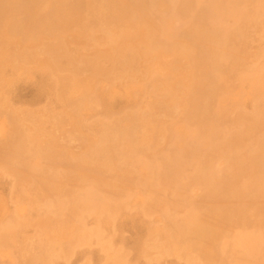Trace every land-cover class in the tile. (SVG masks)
<instances>
[{
  "label": "rangeland",
  "instance_id": "1",
  "mask_svg": "<svg viewBox=\"0 0 264 264\" xmlns=\"http://www.w3.org/2000/svg\"><path fill=\"white\" fill-rule=\"evenodd\" d=\"M117 1L119 3L114 0H0V264H264V77H259L264 71V8L261 7V3L264 0H230V2L229 0H225L223 3L221 2L222 0H209L207 2L206 0H202L203 5L206 2L204 6L205 9L208 8V10L206 9V14H208V16L206 15L207 19L205 18L207 23H205V21L204 24L202 23V25L207 24V31L214 22H216V24H214L215 28L217 27V23L218 25L222 23L220 24L221 28L219 35H215L214 32L216 31H213L214 35H212L213 37L220 36L219 38L221 41H219V43L217 40L218 38L210 39V36L209 38L204 37L205 39L201 38L199 39L200 41H196L197 36H193L195 37V41L193 37V39L189 38L192 35H197V31H200L203 27L201 26V21L203 22L205 13L202 14L204 17L201 16L200 18L201 12L199 11H201L202 9L200 8L203 7L201 5V0H190L189 4H191L193 10L189 9L190 5L188 8V4H185L189 0H183L184 2L180 0L181 4L183 3L182 5H186L185 7H187V10L189 9L188 11L190 12L188 16L186 15L188 11L183 9L184 6L178 2L179 0H174L173 2L165 0L166 3L164 0H153L157 3V5L155 4L156 7H160H155L154 9L149 6V8H151V11L152 9L155 10V15L162 11L161 18H165L163 20L159 18L160 14L157 15V18L154 17L155 20H153V16L150 15L154 14H151L150 10L148 14L145 13L146 16L144 13L143 15H141L142 13L139 14V12L136 15L137 8L134 5L135 3H133L135 0H122L123 5L122 1ZM129 1H131V3ZM149 1L150 0L145 3V6ZM175 1H177L182 8H179V5ZM109 2H111L113 6ZM159 2L165 3L163 5H166L165 9L162 8L163 6L160 5ZM169 2L173 3V5L171 3L169 4ZM193 2H196L194 8ZM124 3L125 5L127 4V9L123 8V6L125 7ZM129 3H133L131 8L130 5L128 7ZM262 4L264 7V2ZM121 5L122 9L126 10L118 8L121 7ZM170 5L172 8H170ZM207 5L210 6V8ZM222 6H225V9H227L226 11H224L225 9L223 10L225 14L222 12L224 8ZM108 7H110V9ZM167 7H169L170 15L168 14ZM176 7L177 10L179 9L178 12L175 10ZM197 7H200V10ZM116 8H118L117 11L119 13L122 11L121 14L123 15L129 14V17L127 15L122 16L121 14L118 16V12H115ZM259 8L262 9L261 12ZM108 9L109 11H107ZM113 9H115L114 12ZM182 9L186 10L185 16L183 15L184 12L181 13L180 11ZM130 10H133V12L135 11L134 15ZM123 11H126V13L124 14ZM173 11L178 14H172ZM197 11L200 14L199 17L195 18L194 16L198 15ZM163 12H167L166 15ZM180 13L184 17L180 16ZM109 14L111 16L113 15V19L114 16L116 17L115 21L111 20L112 17H109ZM104 15L105 17H103ZM130 15L133 16V21H130L132 18ZM147 15L150 17L148 18ZM167 15L171 18V22L174 21L172 19H179L178 23L176 22L177 20L174 21L176 25H173V22L170 23V18L168 19ZM107 16L109 18H107ZM120 16H122L121 19H119ZM135 16H137V19ZM142 16L145 19L148 18L149 21L144 19L147 22H143V27L141 21L143 19ZM186 16L192 18V20L199 18L200 22L194 20L195 24H192L194 21L191 23L192 20L190 18L185 19ZM117 18L119 19V23ZM102 19L106 20V22ZM126 19L128 21H126ZM121 20H123V22L125 20V22L121 23ZM160 20H162V22L165 20L166 24L163 23L164 28L166 26L165 29L162 27ZM154 21L155 23L160 22V24L157 23L159 26H157V24L154 26L155 23L150 24V22ZM126 22H129L128 25L130 22L132 23L129 25L130 28L135 25V32L133 28L129 29ZM168 22L171 25L168 24ZM179 22L180 24L183 22L181 24L182 29L178 27ZM198 22L201 27L197 25ZM105 23L107 24L106 26H104ZM145 23H149L151 29L157 27L158 30L159 28V31H155L153 28V31H155L153 32V35H155L154 38L156 37V33L158 34L155 39L153 37L149 38L152 32L151 35L146 38L145 35L147 33L145 32H148L150 28L148 25L146 29L145 25L147 26V24ZM234 23L236 24L234 25ZM112 24L117 25H113L112 28H110ZM118 24L123 25L119 27ZM167 24L172 27L170 28ZM100 25L101 28L104 26L102 30ZM125 25H127V27ZM226 25L227 29H225ZM173 26H177V30H175ZM195 26L196 28L198 26L200 29L196 30ZM168 27L171 29L169 30L171 33H173V31L176 32H174L173 36L171 34L170 38L173 39L170 41L171 43L167 44L166 41L170 36L167 29ZM189 27L192 29H187ZM127 28V32L130 35L129 39V35L126 32ZM141 28L143 31L145 29V31L143 32ZM222 28L225 30H221ZM230 28H232V30ZM183 29L186 30L182 31ZM205 30L204 27V31ZM216 30L217 32L219 31L217 28ZM101 31L103 32L102 34ZM104 31L108 33L106 34ZM162 31H166L168 34ZM204 31L203 29V33L200 31L202 36H204ZM118 32L121 33V35ZM225 32L226 37H224ZM229 32L233 34L231 33V36H228V34H230ZM160 33L167 35L168 39L166 36H159ZM178 33L183 34L179 35ZM190 33L191 35L186 37V35ZM86 34L89 35V37ZM105 34L107 36L110 35L109 38ZM149 34L150 32H148V35ZM46 36L48 38H46ZM158 37L159 39H157ZM148 38L154 39L152 40L155 42V45L153 43L154 49L157 50V48L160 47L163 51H161L160 48L161 52L158 50H151L150 52V50L146 49L152 42L149 40V43ZM176 38L177 40H174ZM113 39L114 42L116 41L115 43ZM206 39H209V42L215 39L217 40V44L215 43L216 41L209 44ZM136 40L137 42L140 41V43L138 44ZM146 40L148 42H145ZM201 40L206 41L202 43ZM224 40L225 42H223ZM222 42L223 44H221ZM68 43L71 44L68 45ZM117 43L120 45L119 47ZM128 43L131 45H128ZM145 43L148 46H143ZM193 43L194 46H192ZM175 44L176 47H172V45ZM186 44H188V49H185L187 47ZM199 44L203 47H200ZM156 45L157 48L155 47ZM182 46L185 47L183 48ZM195 46H197L196 50L194 49ZM165 47L167 49H165ZM209 47L215 48L210 49ZM149 48L151 49L152 45ZM170 48H173V50ZM190 48L191 50H189ZM127 49L129 51H127ZM146 50L150 52H148L149 56L147 52H145ZM130 51L135 57L132 56L133 54H131ZM167 51L170 53L175 52L173 54L169 53V56ZM125 52H129L128 55ZM166 52L169 57L165 54ZM189 52L191 56L189 54L187 57L186 54ZM145 53L147 56L144 55ZM176 53L178 55H176ZM159 54H161V58H159ZM163 54L165 55L163 56ZM261 54L263 55L261 56ZM129 55H131L129 57V60H131L128 63L124 60H126ZM195 55L197 56L196 59L199 58L197 60L198 65L196 64L197 67H193V65H195L193 64L195 62ZM192 56L195 57L190 59ZM205 56L210 59L208 64L211 62L212 66L206 65L207 59L202 58ZM49 57L51 59H49ZM153 57L155 58L152 59ZM123 58L125 63L121 61ZM117 59H121L119 62L122 65H119L120 63L118 64ZM133 59H135L134 61L136 63L139 62L138 66L132 61ZM160 59L166 64L165 65L163 62L160 63L161 65L163 64L164 67L157 64V61H155H160ZM189 59L191 60L190 63L188 62ZM86 61H88V63L90 62V64L95 61L97 67L95 64H92L93 73L90 72L92 69L91 65L89 66ZM102 61H104V63ZM116 61L117 63L113 64ZM131 61L133 62V66L131 65L132 68L135 67L133 70H131L132 68H130L131 66L129 65L130 63L132 64ZM199 61H205L206 64L202 62V66H199ZM83 63L84 65L82 66ZM85 63H87V66ZM142 63L145 64L142 65ZM167 63L168 66L170 65L169 67ZM78 64L81 65L83 71L80 70L81 67H76ZM116 64H118V66ZM134 64L138 67L136 71V66H134ZM155 64L157 65L155 66ZM189 64H191V67ZM217 64L218 67H216ZM123 65H125L124 67H127L128 70L127 68L124 69V67H121L123 69V72H121L120 66ZM54 66H56V69ZM88 66L90 70L86 72L85 69H88ZM213 66L216 67L214 72L212 71L214 69ZM18 67L19 70L17 69ZM44 67L48 70H45ZM83 67L85 69H83ZM157 67L159 69H157ZM205 67L207 68L205 69ZM211 67L213 68L212 70H210ZM96 68L97 70H95ZM115 68H118V70L120 69V71ZM152 68H154V70ZM162 68L172 69L166 72V70L162 71ZM194 68L197 71H195ZM260 68L262 69L257 70ZM110 69H113V71H110ZM182 69L183 72L180 71ZM103 71H105V73ZM158 71L160 72L158 73ZM172 71H174V73ZM200 71H202V73ZM111 72L114 74V77L110 74ZM140 72L141 76L138 74ZM149 72L150 74L153 73L152 75L149 74L152 78L147 74ZM103 73L105 74L104 76ZM119 73L125 75L121 77L122 75ZM134 73H136L137 76H133L136 75ZM164 73L169 75V77H165L167 75ZM196 73L197 75H195ZM199 73L203 74L201 75V80L204 82L199 80ZM88 74H90V76H88ZM107 74H110V76H107ZM160 74H164V79ZM193 74L195 75L193 78L197 81L191 78L194 76ZM116 75L117 79L115 78ZM170 75L171 77H176L171 78V83H166L170 79ZM96 76L97 78L99 77V80ZM157 77H159L158 79L161 81L157 79L155 83L153 80H156L155 78ZM177 77L179 78L177 79ZM119 78H121V83L119 82ZM143 78H145V80ZM244 79L253 81L251 83H254L257 79L258 81L261 79V82H263L259 83L260 81H256L255 85V83L251 84L248 81L244 82ZM146 80H148V82ZM102 81L106 82L107 85L105 83L104 85ZM130 81H139V83H131ZM199 82H202V84ZM111 83L114 84L115 88ZM141 83H145L144 85L146 86ZM110 84L114 89L109 86ZM149 84H153L154 88L152 85L151 87L154 90L156 89V95L155 92H153L154 90L148 87L150 86ZM186 84H190V86ZM213 84L217 87H214L216 91H213L214 93L212 92L213 94L211 97L209 92L211 93L214 86ZM210 85H213L211 89H209ZM198 86L203 89L208 87L207 90L209 89L210 91L207 92L206 89L202 90V88L198 89ZM145 87L152 90L151 92L153 95L150 93V90H144ZM131 88L132 90H130ZM140 89H142V91ZM96 90H100V92ZM113 90H117V92H113ZM201 90L206 92H202ZM135 91L137 92L136 94ZM94 93H96V95ZM204 94H206V96L208 94V97ZM88 95H91V97ZM200 96H205L204 98H208V100ZM222 96L226 98L225 101ZM79 97L80 100H77ZM82 97L84 99L83 101L81 100ZM87 101L89 103H87ZM188 101L191 103L189 104ZM202 101H205L203 102L204 104ZM156 103L157 105L161 104V107L160 105L156 107ZM81 105L84 109L80 107ZM145 105L146 109L143 108ZM90 106H92V108ZM184 107H186L185 110ZM155 108L156 110L153 111V114L152 110ZM163 108H166L165 110L167 112L164 111L163 113ZM204 109L207 114L204 112ZM140 113V117L142 118L139 117V119L142 120H139L138 115H136ZM203 113L205 114L204 117ZM131 117L135 118L134 122ZM142 123L146 128L145 126L142 128ZM175 124H178L177 126H179V128ZM136 125H139L140 129ZM147 125L151 126L149 130ZM135 126L138 127L137 129L139 130H136ZM182 126L184 128H182ZM103 127L106 130L103 129ZM132 127L134 128L133 130H136V133L135 131L130 133V131H132L130 128ZM175 127L178 128L176 133ZM109 128H114L113 130L117 128V130H115L117 132L114 134L113 130L111 131ZM188 129L190 130L189 137H192L191 139L186 136L189 135L187 132ZM178 130L181 131L179 132ZM107 131L110 135L106 133ZM137 131H141V133L139 134ZM193 133H196V135ZM111 134H114V140L111 138L113 137ZM176 134H178V137L176 136L177 140L174 144L175 138H173V136ZM184 134H186L185 137H182ZM129 135L131 136L129 137ZM104 136L107 139L105 143L104 140L106 139ZM108 136H111L110 138L112 140L110 139V141L112 147L115 146V148L118 147V149H121V151L119 150V157L117 156L118 149L114 150V147H110V143H106L109 140ZM123 137L125 139H123ZM134 137L136 140H133ZM138 137H140L139 140ZM172 139L174 140L173 144ZM181 139L183 143L180 142ZM100 140H102L103 143ZM256 140L262 141L263 143ZM117 141H120L123 145L126 143L125 147L129 144H127L128 141L130 142V146L125 148ZM133 141L135 142L132 143ZM193 142L195 144H191ZM258 142L259 144H257ZM103 144H108L110 146L107 148ZM182 144L185 148L181 146L183 150H180L179 146ZM254 144H257V147L260 149ZM100 146H102V148L106 147L109 151H106V148L104 151ZM174 146L178 147L174 149ZM96 149L99 150L97 151ZM110 149L113 151L110 152ZM90 150L91 152L93 150L97 152L95 155H92V153H89ZM175 150L178 151L177 153L183 154L181 158H179V154V159L177 158L176 161L172 156ZM94 151L93 153H95ZM100 151H104L105 153L102 152L101 154ZM123 151H125V155L131 152L128 154L130 157L127 155L126 158L121 157L125 156L122 155L124 154ZM170 151L173 153L171 154ZM111 153L113 154L111 155ZM177 153L175 157H177ZM107 154L109 155L108 158L110 157L109 159L105 158ZM86 155L90 158L88 157L87 159ZM97 156H99L98 159H96ZM112 156L117 159L114 161ZM131 156L135 157L133 158ZM163 156L164 158L167 156L164 161ZM100 157L103 158H101V162H98ZM168 157L169 159L171 158L169 160L170 162L172 161L171 163L177 165L174 166L177 168H168L170 165L168 164ZM188 157H193L195 160H188ZM106 159L108 160L105 161ZM129 160L132 162L129 163ZM153 160L154 162L152 163ZM108 161L109 164L107 163ZM123 161H125V163L127 162L126 165ZM143 161L144 165H142ZM177 161L179 165L183 161L184 162L181 164L182 166H178ZM145 162L149 167H145ZM94 163L97 164V166L94 165ZM151 163L154 167H150L152 165ZM102 164L104 165V169L100 168ZM203 165L204 167L201 168ZM140 167L144 168V170H141L142 172L139 171ZM156 168H158L157 171ZM149 169L152 172L151 176L150 171H147ZM164 169L166 171L169 170V172H167L169 174L170 169L173 170L172 172L174 174H171L175 175L176 173L177 175L175 176L177 178L180 175L177 172L183 171L181 176L177 179L172 178V175L168 178L167 176L169 174H167ZM159 172L167 174V176L163 174L164 178L167 177L165 178L166 180L162 178V173L160 174ZM208 175L211 176V179ZM220 175L223 176L221 177ZM156 177L159 178L156 179ZM178 182L180 184H178ZM242 186L245 189H242ZM91 188H94L92 192L98 191L94 194L91 192ZM87 191L91 193H87ZM80 192L82 194L84 192L85 196H83L84 194H80ZM249 194L250 196H248ZM94 195L97 199L94 198ZM98 195H101L102 201L106 200V202H101L100 196ZM78 197H80V199ZM91 199H93V201H91ZM79 200H83L82 202L85 203ZM94 200L96 206L98 204V207H95L93 210L92 207L95 205ZM113 201H115V203ZM99 202L102 205L104 203L109 205L106 204L105 206L103 205V207ZM80 203L83 205L81 206ZM80 206L82 208L85 206L87 210L85 208L81 210L82 208ZM239 208L240 210H238ZM192 210L193 212H191ZM190 214L193 215L195 220L194 224L191 226H189L190 224L185 225V223L182 222L185 221L184 218L189 217ZM240 214L243 215V217ZM180 223L187 228V231ZM181 227L185 235L180 232ZM176 229L179 233L176 232ZM180 233L184 235L181 238ZM243 233L244 235H242ZM250 238L252 240L249 241ZM253 238L255 242H253ZM186 240L188 242H185ZM243 240L246 241L244 242ZM178 242L182 244L179 245ZM249 242H253L252 244L254 247ZM247 243H249L253 249L250 248ZM254 243L257 244V246ZM243 245L246 247H243ZM183 248L186 249L183 250ZM248 248H250V250L252 249V252H250Z\"/></svg>",
  "mask_w": 264,
  "mask_h": 264
},
{
  "label": "bare ground",
  "instance_id": "2",
  "mask_svg": "<svg viewBox=\"0 0 264 264\" xmlns=\"http://www.w3.org/2000/svg\"><path fill=\"white\" fill-rule=\"evenodd\" d=\"M114 1H116L117 3H119L117 0H114ZM120 1H122V0H120ZM123 1H124V0H123ZM123 1H122V5H123ZM154 1H155V0H154ZM154 1H153V0H150L149 3L146 4V6H147L148 4H152V5H148L147 7L145 6V3L148 2V0H135L134 2L132 1L133 3H135L134 5H135L136 8H137V11H136L137 13H135V14L137 15L138 12H139V14L142 13L141 15H143V13H144V14H145V13L148 14V11L151 9V8H149V6H151L152 8L155 9V7H156V5H157V3L154 2ZM164 1H165V0H164ZM164 1H162V2H164ZM170 1L173 2L174 0H170ZM182 1H183V0H182ZM185 1H187V0H185ZM193 1H194V0H193ZM207 1H209V0H206V2H207ZM219 1H221V0H219ZM223 1H225V0H222L221 2L223 3ZM259 1H260V0H259ZM24 2H25V1H24ZM125 2H126V1H125ZM129 2L131 3V1H129ZM175 2L177 3V1H175ZM178 2L181 4L180 0H179ZM183 2H184V1H183ZM187 2H188V3H187ZM187 2L185 3L186 5L188 4L187 7L189 8V5H190V8H189V9H190V10H193V9L191 8V7H192L191 4H189L190 0L187 1ZM206 2H205V4L203 5V2H202V0H201V5L204 7V6L206 5ZM215 2H216V1H215ZM229 2H230V0H229ZM263 2H264V1H263ZM263 2H262V3H263ZM29 3H30V2H29ZM92 3H93V2H92ZM109 3H111V2H109ZM109 3H108V4H109ZM130 3L128 4V7H129V5H130V8H131V6H132L133 3H132V4H130ZM165 3H166V1H165ZM165 3H160V2H159V4L162 5V6H163ZM170 3H171V2H169V4H170ZM179 3H177V4L179 5ZM193 3H194V2H193ZM195 3H196V2H195ZM195 3H194L193 8L195 7ZM199 3H200V1H199ZM210 3H211V2H210ZM213 3H214V2H213ZM222 3H221V4H222ZM224 3H225V2H224ZM262 3H261V7L264 8ZM5 4H6V3H5ZM90 4H91V3H90ZM103 4H104V3H103ZM108 4H106V5H108ZM111 4H112V3H111ZM120 4H121V3H120ZM155 4H156V5H155ZM167 4H168V3H167ZM169 4H168V5H169ZM171 4L173 5V3H171ZM182 4H183V3H182ZM182 4H181V5H182ZM214 4H215V3H214ZM218 4H219V3H218ZM218 4H216V5H218ZM19 5H21V4H19ZM95 5H96V4H95ZM122 5H121V7H118V8L122 9ZM124 5H125V3H124ZM126 5H127V4H126ZM126 5H125V7L123 6V8H126V7H127ZM134 5H133V6H134ZM186 5H185V6H186ZM192 5H193V4H192ZM196 5H198V4H196ZM208 5H209V4H208ZM208 5H207V6H208ZM223 5H224V4H223ZM2 6H3V5H2ZM93 6H94V5H93ZM109 6H110V5H109ZM112 6H113V4H112ZM115 6H116V5H115ZM118 6H119V5H118ZM165 6H166V5H165ZM165 6H163L162 8L165 9ZM174 6H175V5H174ZM174 6H173V7H174ZM182 6H184V5H182ZM182 6L180 7V5H179V8H182ZM185 6H184L183 9H186V10H187V7H185ZM199 6H200V5H199ZM234 6H235V5H234ZM234 6H233V7H234ZM12 7H13V6H12ZM157 7H158V6H157ZM157 7H156V8H157ZM159 7H160V6H159ZM159 7H158V8H159ZM200 7H201V6H200ZM200 7H197V8L199 9ZM203 7L200 8V9L203 10V12H202V10L199 11V12H201L200 18H201V16H203L202 14L205 13V17L203 16V17H204V18H203L204 20H203V22L201 21V26H203L201 29L198 28V26H200V24H199V22H200L199 20H200V19H199V18H197L198 20H197V19H193V20H192V18L187 17V16L189 15V12H190V11H188L189 9L187 10V11H188V14H186V15H187V16H186L187 18L185 17V19L190 18V19L192 20L191 23H192L194 20H196V22L199 21V22L197 23V25H198L197 28H196V26H195V28H196V30H197V29H200L201 33H203V32H202V29H203V31H204V27H205V29H206L205 31H206V32L204 31V34H203L204 36L201 35L200 31H197V35H192V36H190V35H191V33H190V34L186 35V37L190 36L189 38H192L193 36H195V37H196V36H197V37H200V36H201L200 38H197V37H196V41H200L199 39H201V38H203V39H205V38H209V36H210V37H211L210 39H212V38H218L217 40H218V43H219V41H221V39L219 38L220 36H219V37H217V36L219 35L220 28H221L220 24H222V23H219V25H218V23H217V27H216V28L219 30L218 32H217V30H216V28H215V25H214V24H216V22H214L213 25L211 24L210 29H209V26H208V29H209V30L207 31V24H206V25H202V23L204 24V21H205V23H207L206 20H205V18L207 19V16H208V14H206V9L208 10V8L205 9V7H204V9H203ZM208 7L210 8V6H208ZM222 7H224V8L222 9V12H223V10L225 9V6H222ZM108 8L110 9V7H108ZM118 8H116V11H115V9H113V12L115 11V12L117 13V12H118V11H117ZM132 8H133V7H132ZM170 8H172L171 5H170ZM243 8H244V7H243ZM257 8H258V7H257ZM4 9H6V8H4ZM109 9H108L107 11H109ZM126 9H127V8H126ZM126 9H122V10H126ZM154 9H152L153 12L150 10V13H151V14H154V12H155ZM164 9H161V10H164ZM167 9H168V14H169V11H170V10H169V7H167ZM173 9H174V8H173ZM183 9L180 10V11H181V13L184 12L183 15L185 16V12H186V10H183ZM200 9H199V10H200ZM212 9H213V8H212ZM259 9H261V8H259ZM259 9H258V10H259ZM36 10H37V9H36ZM135 10H136V9H135ZM161 10H160V11H161ZM175 10H177V7H176ZM204 10H205V11H204ZM215 10H216V9H215ZM226 10H227V9H225L224 11H226ZM233 10H234V9H233ZM263 10H264V9H263ZM130 11L133 12V10H130ZM157 11H158V10H157ZM178 11H179V9L177 10V12H178ZM209 11H210V10H209ZM244 11H245V9H244ZM259 11L261 12L262 9L259 10ZM259 11H257V12H259ZM3 12H4V11H3ZM20 12H21V10H20ZM123 12H124V11H123ZM127 12H128V10H127ZM134 12H135V11H134ZM134 12L132 13L133 15H134ZM164 12H165V11H164ZM164 12H163V13H164ZM177 12L174 13V11H173L172 14H176V15H177V14H178ZM195 12H196V9H195ZM195 12H193V13H195ZM207 12H208V11H207ZM211 12H212V11H211ZM218 12H219V11H218ZM250 12H251V11H250ZM257 12H256V13H257ZM18 13H19V12H18ZM110 13H112V12H110ZM116 13H115V15H116ZM121 13H122V11H121L120 13L118 12V13H117L118 16H119V14H121ZM125 13H126V11L124 12V14H125ZM129 13H130V12H129ZM166 13H167V12H166ZM166 13H164V14L166 15ZM181 13H180V16H182ZM197 13H198V11H197ZM216 13H217V12H216ZM223 13H224V12H223ZM237 13H238V12H237ZM263 13H264V12H263ZM26 14H27V12H26ZM103 14H104V13H103ZM112 14H113V13H112ZM130 14H131V13H130ZM132 14H131V15H132ZM155 14H156V12H155ZM155 14H154V15H150V16H153V18H154V17L157 18V17H158L157 15L160 14L159 18L162 19V20L165 19L164 17L161 18L162 11L159 12V13H157V15H155ZM195 14H196V13H195ZM199 14H200V13H198V15H197V16L195 15L194 17H195V18H196V17H199ZM211 14H212V13H211ZM224 14H225V13H224ZM224 14H223V15H224ZM234 14H235V13H234ZM252 14H253V13H252ZM121 15H122V16H126V15L128 16L129 14H126V15L121 14ZM131 15H130V17H132V18H131L130 21H133V16H131ZM141 15H139V16H141ZM169 15H170V14H169ZM169 15H167V16H168V19L170 18ZM193 15H194V14H193ZM193 15H192V16H193ZM206 15H207V16H206ZM228 15H229V14H228ZM110 16H111V15L109 14V17H110ZM112 16H113V15H112ZM112 16H111V17H112ZM122 16H120L119 19H121ZM145 16H146V14H145ZM145 16H144V17H145ZM147 16H148V15H147ZM150 16H148V18H149ZM163 16H164V15H163ZM167 16H166V17H167ZM180 16H179V17H180ZM184 16H182V17H184ZM211 16H212V15H211ZM224 16H225V15H224ZM97 17H98V16H97ZM101 17H102V16H101ZM103 17H105V15H104ZM109 17L107 16V18H109ZM128 17H129V16H128ZM136 17H137V16H135V18H136ZM176 17H177V16H176ZM182 17H181V18H182ZM115 18H116V17L114 16V19H113V17H112L111 20H114V21H115ZM125 18H126V17H125ZM139 18H141V17H139ZM142 18H143V16H142ZM148 18H147V19L143 18V19L141 20L142 23H143V22H147V21H148ZM159 18H158V20H159ZM173 18H174V17H173ZM208 18H209V17H208ZM212 18H214V17H212ZM235 18H236V17H235ZM254 18H256V17H254ZM117 19H118V18H117ZM117 19H116V20H117ZM119 19H118V23H119ZM129 19H130V18H129ZM136 19H137V18H136ZM144 19L147 20V21H145ZM168 19H167V20H168ZM209 19H210V18H209ZM226 19H227V18H226ZM239 19H240V18H239ZM259 19H260V18H259ZM50 20H51V18H50ZM102 20H104V19H102ZM149 20H150V19H149ZM153 20H155V18H154ZM162 20H160V21H161V25H162V27L164 28L163 25L166 24V23H165V20H164L163 22H162ZM172 20H174V21L177 20L176 22L178 23V20H179V19L175 18V19H172ZM181 20H182V19H181ZM201 20H202V19H201ZM219 20H220V19H219ZM257 20H258V19H257ZM104 21L106 22V20H104ZM114 21H112V22H114ZM121 21H122L121 23H124V22H125V20H124V22H123V20H121ZM126 21H128V20L126 19ZM138 21H139V20H138ZM150 21H152V20H150ZM169 21H170V23L173 22V23H172L173 25H176V24L174 23V21L171 22V18L169 19ZM183 21H184V19H183ZM188 21H190V20H188ZM212 21H213V20H212ZM222 21H223V20H222ZM237 21H238V20H237ZM49 22H50V21H49ZM109 22H110V21H109ZM109 22H108V23H109ZM116 22H117V21H116ZM139 22H140V21H139ZM148 22H149V21H148ZM184 22H185V21H184ZM186 22H187V21H186ZM218 22H220V21H218ZM232 22H233V21H232ZM235 22H236V21H235ZM65 23H66V22H65ZM99 23H100V22H99ZM110 23H111V22H110ZM110 23H109V24H110ZM114 23H115V22H114ZM126 23H127V22H126ZM128 23H129V22H128ZM128 23H127V25H128ZM135 23H137V22H135ZM152 23L154 24L155 21H154V22H150V24H152ZM157 23L160 24V22H156L154 26H156ZM163 23H164V24H163ZM170 23L168 22V24H170ZM182 23H183V22H181V24H182ZM224 23H225V22H224ZM238 23H239V22H238ZM238 23H237V24H238ZM130 24H132V23L130 22ZM130 24H129V25H130ZM145 24H147V26L145 25V28L147 29L149 23H145ZM159 24H157V26H159ZM168 24H167V26H170V25H171V24H170V25H168ZM181 24H180V22H179V26L177 25L178 27H180V29H182V28H181V27H182ZM184 24H185V23H184ZM184 24H183V25H184ZM189 24H190V23H189ZM192 24H195V21H194ZM235 24H236V23H234V25H235ZM106 25H107V24L105 23L104 26H106ZM113 25H114V24H112L110 28H112ZM115 25H117V24H115ZM115 25H114V26H115ZM118 25H119V24H118ZM121 25H123V24H120L119 27H120ZM127 25H125V26L127 27ZM129 25H128V27H129ZM143 25H144V23L142 24V27H143ZM180 25H181V26H180ZM185 25H186V24H185ZM58 26H59V25H58ZM104 26H102V27L104 28ZM125 26H124V27H125ZM134 26H135V25H134ZM134 26L131 27V28L129 27V29H132V28H133V30H134V28H135ZM177 26H176V27H177ZM201 26H200V27H201ZM46 27H47V26H46ZM46 27H45V28H46ZM107 27H108V26H107ZM116 27H117V26H116ZM126 27H125V28H126ZM138 27L140 28L139 25H138ZM171 27H172V26H170V28H171ZM173 27H174L175 30H177L175 26H173ZM178 27H177V28H178ZM183 27H184V26H183ZM186 27H187V25H186ZM192 27H193V26H192ZM228 27H229V26H228ZM100 28H101V25H100ZM100 28H99V29H100ZM103 28H101V30H102ZM110 28H108V29H110ZM149 28H150V30H151V31H150V30L148 31V32H150V34L148 35V32L146 31L145 33H147V34H146L145 36H146V38L149 37V36L151 35V32H152V35H151L149 38H151V37L154 38L155 35H153V32H155V31H159V28H158V30H157V27H156V28L153 27L155 31H153V28L151 29L150 25H149ZM149 28H148V29H149ZM160 28H161V27H160ZM165 28H166V26H165ZM165 28H164V29H165ZM170 28H169V27L167 28V29H168V33L170 34L169 37H168L167 35H165V34H164V35L161 34V33L159 34V36H160V35H161V36L163 35V36H166V38L168 37V38L170 39V40H169V39L167 38L168 40H167V39H166L167 41L165 40V41L167 42V44H168V43H171L170 41L173 39V38H172V39L170 38V37H171V34H172V36H173L174 32H176V31H173V30H174V29H173V30H172L173 33H171V32L169 31V30H171ZM106 29H107V28H106ZM119 29H120V28H119ZM119 29H117V30H119ZM137 29H138V28H137ZM164 29H163V30H164ZM167 29H166V30H167ZM180 29H179V30H180ZM187 29H192V28L189 27V28H187ZM193 29H194V28H193ZM225 29H227V25H226V28H225ZM225 29L222 28L221 30H225ZM230 29L232 30V28H230ZM230 29H229V30H230ZM113 30H114V29H113ZM113 30H112V31H113ZM123 30H124V29H123ZM141 30H142V28H141ZM141 30H140V31H141ZM184 30H186V29H183L182 31H184ZM56 31H57V30H56ZM99 31H100V30H99ZM121 31H122V29H121ZM127 31H128V28H127L126 32H127ZM142 31H143V30H142ZM142 31H141V32H142ZM144 31H145V29H144ZM144 31H143V32H144ZM182 31H181V32H182ZM188 31H189V30H188ZM191 31H192V30H191ZM213 31H216V32H214V33H215V35H217V36H214V37L212 36V35H214ZM47 32H48V31H47ZM114 32H115V31H114ZM134 32H135V30H134ZM136 32H137V30H136ZM162 32H163V33H167L166 31H162ZM177 32H179V31H177ZM192 32H193V31H192ZM198 32H199V33H198ZM57 33H58V32H57ZM88 33H89V32H88ZM102 33H103V32L101 31V34H102ZM104 33L107 34L108 32H105V31H104ZM116 33H117V31H116ZM118 33H119V32H118ZM127 33H128V32H127ZM130 33H131V30H130ZM132 33H133V31H132ZM168 33H167V34H168ZM184 33H185V32H184ZM193 33H194V32H193ZM195 33H196V32H195ZM217 33H218V34H217ZM229 33H230V34H228V36H231V33H232V32H229ZM261 33H262V32H261ZM45 34H46V33H45ZM106 34H105V35H106ZM109 34H110V33H109ZM119 34L121 35V33H119ZM154 34H155V33H154ZM175 34H176V33H175ZM178 34H179V33H178ZM180 34H183V33H180ZM180 34H179V35H180ZM222 34H223V33H222ZM232 34H233V33H232ZM253 34H254V33H253ZM253 34H252V35H253ZM62 35H64V34H62ZM76 35H77V34H76ZM86 35H87V34H86ZM90 35H91V34H90ZM113 35H114V34H113ZM113 35H112V36H113ZM128 35H129V33H128ZM139 35H140V34H139ZM147 35H148V36H147ZM157 35H158V34L156 33V37H157ZM198 35H199V36H198ZM224 35H225L224 37H226V32H225ZM84 36H85V35H84ZM87 36L89 37V35H87ZM106 36H107V35H106ZM109 36H110V35H108L107 37L109 38ZM117 36H118V35H117ZM117 36H116V37H117ZM122 36H123V35H122ZM131 36H132V35H131ZM135 36H136V35H135ZM145 36H144V37H145ZM176 36H177V35H176ZM181 36H183V35H181ZM221 36H222V35H221ZM228 36H227V37H228ZM58 37H59V36H58ZM58 37H57V38H58ZM85 37H86V36H85ZM107 37H106V38H107ZM120 37H121V36H120ZM120 37H118V38H120ZM125 37H127V36H125ZM129 37H130V35L128 36V39H129ZM133 37H134V36H133ZM133 37H132V39H133ZM156 37H155V38H156ZM195 37H193V38H194V41H195ZM204 37H205V38H204ZM224 37H223V38H224ZM46 38H48V37L46 36ZM112 38H113V37H112ZM140 38H141V37H140ZM146 38H144V39H146ZM149 38H148V41H149V40L152 41V40L155 39V38H154V39H149ZM162 38H163V37H162ZM193 38H192V39H193ZM53 39H54V37H53ZM55 39H56V38H55ZM83 39H84V38H83ZM86 39H87V38H86ZM122 39H123V38H122ZM137 39H138V38H137ZM157 39H159V37H158ZM157 39H156V40H157ZM164 39H165V37H164ZM225 39H226V38H225ZM227 39H228V38H227ZM78 40H79V39H78ZM81 40H82V39H81ZM84 40H85V39H84ZM84 40H83V41H84ZM110 40H111V39H110ZM115 40H116V39H115ZM118 40H119V39H118ZM161 40H162V39H161ZM174 40H177V38L174 39ZM174 40H173V41H174ZM181 40H182V39H181ZM184 40H185V38H184ZM184 40H183V41H184ZM187 40H188V39H187ZM187 40H186V41H187ZM206 40L208 41L209 39H206ZM206 40H205V41H206ZM217 40L213 39V41L211 40V42L214 43V41H216L215 43L217 44ZM222 40H223V39H222ZM53 41H55V40H53ZM79 41H80V40H79ZM121 41H122V40H121ZM128 41H129V40H128ZM148 41L146 40L145 42H148ZM150 41H149V43H150ZM157 41H158V40H157ZM168 41H169V42H168ZM178 41H180V40H178ZM178 41H177V42H178ZM189 41H190V40H189ZM205 41H202V40H201L202 43L205 42ZM226 41H227V40H226ZM113 42H114V39H113ZM115 42H116V41H115ZM115 42H114V43H115ZM136 42H137V40H136ZM159 42L161 43L160 40H159ZM180 42H181V41H180ZM208 42H209V41H208ZM208 42H207V44H208ZM211 42H209V44H210ZM223 42H225V40H224ZM223 42H222L221 44H223ZM62 43H63V42H62ZM124 43H125V42H124ZM137 43L139 44L140 41L137 42ZM137 43H135V44H137ZM153 43H154V45H155V42H153V41L151 42V44H149L150 46L152 45V48H153ZM160 43H159V45H160ZM187 43H188V42H187ZM194 43H196V42H194ZM194 43H193L192 46H194ZM212 43H211V44H212ZM246 43H247V42H246ZM53 44H54V43H53ZM69 44H71V43H68V45H69ZM105 44H106V43H105ZM111 44L113 45L112 41H111ZM117 44H118V43H117ZM138 44H137V45H138ZM173 44H174V42H173ZM180 44H181V43H180ZM204 44H205V43H204ZM204 44H203V45H204ZM209 44H208V46H209ZM107 45H108V42H107ZM128 45H131V44L128 43ZM145 45L148 46L146 43H145L143 46H145ZM157 45H158V44H157ZM157 45L155 46L156 48H157ZM163 45H164V44H163ZM170 45H171V44H170ZM182 45H183V44H182ZM186 45H187V47H186L185 49H188V44H186ZM189 45H190V44H189ZM195 45H198V44H195ZM199 45H200V47H203L201 44H199ZM213 45H214V44H213ZM213 45H212V46H213ZM218 45H219V44H218ZM218 45H217V46H218ZM44 46H45V45H44ZM114 46H115V45H114ZM117 46L119 47L120 45L118 44ZM139 46H140V45H139ZM139 46H138V48H139ZM150 46H149V47H150ZM174 46L176 47V44H175V45H172V47H174ZM180 46H181V45H180ZM208 46H205V47H208ZM225 46H226V45H225ZM107 47H108V46H107ZM149 47H148V48L146 47V49L150 50V52H151V50H152V51H153V50H156V49H154V48H153V49H152V48L150 49ZM169 47H171V46H169ZM178 47H179V44H178ZM178 47H177V49H178ZM182 47H183V46H182ZM184 47H185V46H184ZM184 47H183V48H184ZM42 48H43V47H42ZM51 48H52V47H51ZM54 48H55V47H54ZM99 48H101V47H99ZM130 48H131V47H130ZM138 48H137V49H138ZM159 48H160V47H159ZM159 48H157L158 51H160V49H161V48H160V49H159ZM180 48H181V47H180ZM192 48H193V47H192ZM196 48H197V46H195L194 49L196 50ZM209 48H210V47H209ZM211 48H215V47H211ZM211 48H210V49H211ZM45 49H47V48H45ZM102 49H103V48H102ZM109 49H110V48H109ZM112 49H113V48H112ZM119 49H120V48H119ZM132 49H133V48H132ZM165 49H167V48L165 47ZM170 49L173 50V48H170ZM177 49H176V50H177ZM216 49H217V48H216ZM225 49H226V48H225ZM40 50H41V49H40ZM48 50H49V49H48ZM48 50H46V51H48ZM93 50H94V48H93ZM113 50H114V49H113ZM144 50H145V49H144ZM148 50H146L145 52H147V54H148V56H149V53H150V52H149ZM157 50H156V51H157ZM174 50H175V48H174ZM181 50H182V49H181ZM189 50H191V48H190ZM53 51H54V50H53ZM91 51H92V50H91ZM97 51H98V50H97ZM117 51H118V50H117ZM127 51H129V50L127 49ZM136 51H137V50H136ZM161 51H163V50L161 49ZM161 51H160V52H161ZM179 51H180V50H179ZM186 51H187V50H186ZM224 51H225V50H224ZM92 52H93V51H92ZM114 52H115V50H114ZM120 52H121V51H120ZM120 52H119V54H120ZM132 52H133V50H132ZM143 52H144V51H143ZM143 52H142V54H143ZM148 52H149V53H148ZM167 52H168V51H167ZM167 52H166L165 54H167ZM174 52H175V51H174ZM174 52H173V53H174ZM192 52H193V49H192ZM225 52H226V51H225ZM258 52H259V51H258ZM43 53H44V52H43ZM49 53H50V52H49ZM66 53H67V52H66ZM110 53H113V52H110ZM125 53L128 55L129 52H125ZM130 53H131V51H130ZM140 53H141V52H140ZM140 53H139V54H140ZM158 53H159V52H158ZM158 53H157V54H158ZM169 53H170V52H168V54H169ZM173 53H170V54H173ZM180 53H181V52H180ZM180 53H179V54H180ZM233 53H234V52H233ZM102 54H103V53H102ZM108 54H109V53H108ZM131 54H133V53H131ZM135 54H137V53H135ZM147 54L145 53L144 55L147 56ZM152 54H153V53H152ZM154 54H156V53H154ZM165 54H163V56H164ZM168 54H167V56H168ZM170 54H169V56H170ZM185 54H186V53H185ZM189 54H190V52H189L188 54H186V56L189 55ZM41 55H42V54H41ZM45 55H46V54H45ZM48 55H49V54H48ZM58 55H59V54H58ZM103 55H104V54H103ZM116 55H117V54H116ZM123 55H124V54H123ZM140 55H141V54H140ZM144 55H143V56H144ZM176 55H178V54L176 53ZM176 55H171V56H176ZM192 55H193V53H192ZM262 55H263V54H261V56H262ZM68 56H69V55H68ZM86 56H87V55H86ZM94 56H95V54H94ZM104 56H105V55H104ZM106 56H107V55H106ZM124 56H126V55H124ZM124 56H123V57H124ZM130 56H131V55H129L128 58H127L126 60H124V58H123L122 60H121V59H120V60H121V61L124 60L125 62H128V63H129L130 60H131V59L129 60V57H130ZM132 56H134V54H133ZM136 56H137V55H136ZM143 56H141V57H143ZM152 56H153V55H152ZM158 56H159V58H161V54H159ZM169 56H168V57H169ZM190 56H191V54H190ZM195 56H196V55H195ZM195 56H194V57H195ZM28 57H29V56H28ZM30 57H31V56H30ZM55 57H56V56H55ZM55 57H54V58H55ZM63 57H64V56H63ZM70 57H71V56H70ZM126 57H127V56H126ZM134 57H135V56H134ZM179 57H180V56H179ZM187 57H188V56H187ZM187 57H186V58H187ZM194 57L192 56V57H190V59H192V58H194ZM234 57H235V56H234ZM237 57H239V56H237ZM16 58H18V57H16ZM64 58H65V57H64ZM67 58H69V57H67ZM83 58H84V57H83ZM95 58H97V57H95ZM95 58H93V59H95ZM109 58H110V57H109ZM137 58H138V56H137ZM147 58H148V57H147ZM154 58H155V57H153L152 59H154ZM184 58H185V57H184ZM196 58H197V56H196L195 59H194L195 62H194L193 64H195V65H193V67H194V66L197 67V65H198V64H197V60H198L199 58H198V59H196ZM200 58H201V57H200ZM202 58H203V59H205V58L207 59V64H206L205 61H204L205 63L202 61L203 64H206V65H210V66H212V65H211L212 63H211V62H210V64H208V61L210 60V59H208V57L205 56V57H202ZM259 58H261V57H259ZM259 58H258V59H259ZM49 59H51V58L49 57ZM98 59H99V58H98ZM106 59H107V58H106ZM113 59H114V57H113ZM115 59H116V58H115ZM139 59H140V58H139ZM142 59L145 60L146 57H145V59H144V58H142ZM164 59H165V58H164ZM169 59H170V58H169ZM178 59H179V58H178ZM190 59L188 60L189 63H190V61H191ZM262 59H263V58H262ZM25 60H26V59H25ZM96 60H97V59H96ZM96 60H95V61H96ZM120 60L117 59L118 64L120 63V62H119ZM128 60H129V61H128ZM134 60H135V59H133L132 61L135 62ZM158 60H159V59H158ZM158 60H155V61H157V64L161 65L160 63L163 62V61H161V59H160V61H158ZM173 60H174V59H173ZM173 60H172V61H173ZM184 60H185V59H184ZM186 60H187V59H186ZM194 60H193V61H194ZM201 60H202V59H201ZM26 61H27V60H26ZM48 61H49V60H48ZM50 61H51V60H50ZM88 61H89V60H88ZM88 61H86V62L88 63ZM91 61H92V60H91ZM95 61H93L94 63H91V64H90V62L88 63L89 66L91 65V68H92V64H95V66H96ZM105 61H106V60H105ZM113 61H115V60H113ZM117 61L114 62L113 64L117 63ZM124 61H123V62H124ZM132 61H131V62H132ZM172 61H171V62H172ZM180 61H181V60H180ZM260 61H261V59H260ZM260 61H258V62H260ZM23 62H25V61H23ZM102 62L104 63V61H102ZM108 62H109V60H108ZM125 62H124V63H125ZM133 62H132V64L130 63L129 65H130V66H131V65L133 66ZM137 62H138V60H137ZM158 62H159V63H158ZM167 62H168V61H167ZM202 62L199 61V64H200L199 66H202V64H201ZM213 62H214V61H213ZM45 63H46V62H45ZM50 63H51V62H50ZM66 63H67V62H66ZM80 63H81V62H80ZM80 63H79V64H80ZM87 63H85V65H86ZM100 63H101V62H100ZM135 63H136V62H135ZM163 63H164V62H163ZM179 63H180V62H179ZM51 64H52V63H51ZM60 64H61V63H60ZM71 64H72V63H71ZM79 64H78L76 67L79 66V68H80L81 65H79ZM118 64H116V65L118 66ZM126 64H127V63H126ZM136 64H137V66H138L139 62L136 63ZM136 64H134V66H136ZM144 64H145V63H144ZM144 64L142 63V65H144ZM151 64H152V63H151ZM151 64H150V65H151ZM157 64H155V66H156ZM164 64H165V63H164ZM196 64H197V65H196ZM215 64H216V63H215ZM257 64H258V63H257ZM257 64H256V65H257ZM83 65H84V63L82 64V66H83ZM103 65H104V64H103ZM119 65H122V64L120 63ZM165 65H166V64H165ZM189 65H190V67H191V64H189ZM213 65H214V64H213ZM48 66H49V65H48ZM51 66H53V65H51ZM59 66H60V65H59ZM86 66H87V65H86ZM86 66H85V67H86ZM89 66H88V69H87V68L85 69L84 67H83V69H85L86 72H88V71L90 70V69H89V68H90ZM93 66H94V65H93ZM95 66H94V67H95ZM114 66H115V65H114ZM114 66H113V68H114ZM124 66H125V65L120 66V68H121V67H124ZM130 66H129V67H130ZM132 66H131L130 68H132ZM137 66H136L135 71H136L137 68H138ZM161 66H163V64H162ZM167 66H168V63H167ZM167 66H166V67H167ZM169 66H170V65H169ZM169 66H168V67H169ZM171 66H172V65H171ZM173 66H174V65H173ZM187 66H188V65H187ZM204 66H205V65H204ZM215 66H216V65H215ZM262 66H263V65H262ZM36 67H37V66H36ZM40 67H42V66H40ZM54 67H55V69H56V66H54ZM66 67H67V66H66ZM76 67H75V68H76ZM96 67H97V66H96ZM104 67H105V65H104ZM111 67H112V65H111ZM127 67H128V64H127ZM127 67H126V68H127ZM153 67H154V63H153ZM163 67H164V66H163ZM193 67H192V68H193ZM216 67H218V64H217ZM216 67L213 66L214 69L211 67L210 70L213 69L212 71L214 72V70H216ZM37 68H38V67H37ZM44 68H45V70H48L46 67H44ZM99 68H101V67H99ZM108 68H109V67H108ZM126 68L124 67V69H126ZM130 68H129V69H130ZM133 68H135V67H133ZM133 68H132L131 70H133ZM176 68H177V67H176ZM185 68H186V67H185ZM185 68H184V69H185ZM203 68H204V67H203ZM206 68H207V67H205V69H206ZM17 69L19 70V67H18ZM76 69H77V68H76ZM106 69H107V68H106ZM115 69L118 70V68H115ZM115 69H114V70H115ZM141 69H142V68H141ZM152 69L154 70V68H152ZM157 69H159V68L157 67ZM162 69H163V68H162ZM171 69H172V68H169V69H168V68H166V69L164 68L162 71L166 70V72H169V71H167V70H171ZM174 69H175V67H174ZM261 69H262V68L257 69V70H261ZM60 70H62V69H60ZM77 70H79V69H77ZM80 70H82V67L80 68ZM95 70H97V68H96ZM101 70H102V69H101ZM117 70H115V71H117ZM121 70H122L121 72H123V69H122V68H121ZM127 70H128V68H127ZM153 70H152V72H153ZM194 70H195V68H194ZM194 70H192V71H194ZM51 71H53V70H51ZM56 71H57V70H56ZM62 71H63V70H62ZM65 71H66V70H65ZM82 71H83V70H82ZM82 71H81V72H82ZM92 71H94L93 68L91 69L90 72H92ZM106 71H107V70H106ZM108 71H109V70H108ZM110 71H113V69H112V70L110 69ZM115 71H114V72H115ZM118 71H120V69H119ZM125 71H126V70H125ZM135 71H133V72H135ZM148 71H149V68H148ZM180 71L183 72V69L180 70ZM190 71H191V70H190ZM195 71H197V70H195ZM195 71H194V72H195ZM73 72H74V71H73ZM79 72H80V71H79ZM84 72H85V71H84ZM90 72H89V73H90ZM98 72H99V71H98ZM103 72L105 73V71H103ZM129 72H130V71H129ZM159 72H160V71H158V73H159ZM172 72L174 73V71H172ZM184 72H185V71H184ZM194 72H193V73H194ZM200 72L202 73V71H200ZM248 72H249V71H248ZM259 72H260V71H259ZM263 72H264V71H263ZM263 72H262V75H260V76L258 75V76L263 78V77H264V76H263V75H264ZM75 73L78 74L77 72H75ZM92 73H93V72H92ZM104 73H103V76L105 75ZM117 73H118V72H117ZM125 73H126V72H125ZM131 73H132V72H131ZM136 73H137V72H136ZM136 73H134V74H136ZM176 73H177V72H176ZM241 73H242V72H241ZM246 73H247V72H246ZM72 74H74V73H72ZM80 74H81V73H80ZM95 74H96V72H95ZM97 74H98V73H97ZM110 74H112V72H111ZM110 74H109V75L107 74V76H110ZM119 74L122 75L121 73H119ZM119 74H117V75H119ZM138 74H140V76H141V72L138 73ZM143 74H144V73H143ZM147 74L149 75L150 72L147 73ZM152 74H153V73H152ZM152 74H150V75H152ZM164 74H165V73H164ZM164 74H163V75H164ZM177 74H178V73H177ZM199 74H200V73H199ZM244 74H245V73H244ZM50 75H51V74H50ZM98 75H99V74H98ZM113 75H114V74H112V77H114ZM117 75L115 76V78L117 77ZM123 75H125V74H123ZM123 75H122L121 77H123ZM130 75H132V74H130ZM148 75H147V76H148ZM150 75H149V76H150ZM158 75H159V74H158ZM160 75H162V74H160ZM163 75H162V77H163ZM165 75H167V74H165ZM175 75H176V74H175ZM180 75H181V74H180ZM193 75H194V74H193ZM195 75H197V73H196ZM195 75L192 76L191 78L194 79V81H197V80H195V78H193V77H195ZM201 75H203V74H200V75H199V76H200V79L198 78L200 81H202V80H201V77H202ZM77 76H78V75H77ZM88 76H90V74H88ZM101 76H102V74H101ZM133 76H137V74H136V75H133ZM140 76H139V77H140ZM149 76H148V77H149ZM249 76H250V75H249ZM255 76H257V75H255ZM86 77H87V76H86ZM112 77H111V78H112ZM148 77H147V79H148ZM165 77L168 78L169 75H167V76H165ZM173 77H176V76H172V77H171V75H170V79H169L170 82H169V80L167 79L168 81H167L166 83H171V82H172V81H171V80H172L171 78H173ZM180 77H181V76H180ZM188 77H189V76H188ZM197 77H198V76H197ZM250 77H252V76H250ZM92 78H93V77H92ZM96 78H97V76H96ZM125 78H126V77H125ZM127 78H129V77H127ZM132 78H133V77H132ZM132 78H131V79H132ZM150 78H152V76H150ZM158 78H159V77L155 78L156 80H153V81H155V83H156V81H157ZM160 78H161V76H160ZM178 78H179V77H177V79H178ZM242 78H243V77H242ZM244 78H245V77H244ZM256 78H257V77H256ZM256 78H255V79H256ZM97 79L99 80V77H98ZM101 79H102V78H101ZM116 79H117V78H116ZM120 79H121V78H119V82H120ZM129 79H130V78H129ZM139 79L141 80V77H140ZM143 79L145 80V78H143ZM143 79H142V80H143ZM161 79H162V78H161ZM163 79H164V77H163ZM258 79H259V78H258ZM258 79L254 81L255 85H256V81H258ZM113 80H115V79H113ZM127 80H128V79H127ZM133 80H134V79H133ZM148 80L150 81V79H148ZM148 80H146V81L148 82ZM175 80H176V79H175ZM182 80H183V79H182ZM203 80H204V79H203ZM253 80H254V79H253ZM60 81H62V80H60ZM109 81H110V80H109ZM116 81H117V80H116ZM123 81H124V80H123ZM123 81H122V82H123ZM128 81H129V80H128ZM153 81H152V83L154 84ZM158 81H161V80L158 79ZM162 81H163V80H162ZM243 81H244V82H245V81H248V82H250V83L253 82V81H249V79H248V80H247V79H244ZM259 81H260V82H259ZM259 81H258L259 83H262V82L264 81V79H263L262 82H261V79H260ZM73 82H74V81H73ZM98 82H99V81H98ZM98 82H97V83H98ZM102 82H103V81H102ZM111 82H112V81H111ZM130 82L132 83V82H134V81H130ZM140 82H141V81H140ZM143 82H145V81H143ZM202 82H204V81H202ZM202 82H199V83L202 84ZM81 83H83V82H81ZM81 83H80V85H81ZM104 83L106 84V82H103V84H104ZM120 83H121V82H120ZM134 83H137V84H138L139 81H138V82L136 81V82H134ZM149 83H150V82H149ZM163 83H164V82H163ZM166 83H165V84H166ZM185 83H186V82H185ZM254 83H251V84H254ZM85 84H86V83H85ZM105 84H104V85H105ZM111 84H113V83H111ZM111 84L109 85L110 87H112ZM127 84H128V83H127ZM141 84H142V83H141ZM141 84H139V85H141ZM144 84H145V83H144ZM144 84H142V85H144ZM153 84H151L152 87H153ZM160 84H161V83H160ZM180 84H181V83H180ZM192 84H194V83H192ZM203 84H204V83H203ZM106 85H107V84H106ZM124 85H125V84H124ZM142 85H141V86H142ZM149 85H150V84H149ZM151 85L148 86V87L152 88ZM155 85H156V84H155ZM163 85H164V84H163ZM175 85H176V84H175ZM186 85H187V84H186ZM188 85L190 86V84H188ZM188 85H187V86H188ZM194 85H195V84H194ZM213 85H214V84H213ZM213 85H210L209 89H211V87H212ZM257 85H258V84H257ZM95 86H96V84H95ZM125 86H126V85H125ZM144 86H146V85H144ZM144 86H143V87H144ZM165 86H166V85H165ZM165 86H164V87H165ZM167 86H169V85H167ZM172 86H173V85H172ZM182 86H183V85H182ZM192 86H193V85H192ZM200 86H203V85H200ZM200 86H198V89L202 88V87H200ZM230 86H231V85H230ZM66 87H67V86H66ZM113 87H114V84H113ZM113 87H112V88H113ZM131 87H132V86H131ZM156 87H158V86H156ZM170 87H171V86H170ZM175 87H176V86H175ZM175 87H174V88H175ZM203 87H204V86H203ZM214 87H217V86L214 85L213 88H212V90H211V93L209 92V94L211 95V97H212V94L214 93L213 91H216V88H215V90H214ZM250 87H251V86H250ZM252 87H253V85H252ZM252 87H251V88H252ZM86 88H87V87H86ZM114 88H115V87H114ZM114 88H113V89H114ZM153 88H154V87H153ZM153 88H152V90H154ZM158 88H159V87H158ZM161 88H162V87H161ZM165 88H166V87H165ZM167 88H168V87H167ZM177 88H178V87H177ZM177 88H176V89H177ZM183 88H184V87H183ZM183 88H182V89H183ZM207 88H208V87H207ZM207 88L205 87L206 91H207V92L210 91L209 89L207 90ZM251 88H250V89H251ZM254 88H255V87H254ZM100 89H101V88H100ZM146 89H147V90H150V89H148L147 87H145L144 90H146ZM168 89H169V88H168ZM185 89H187V88H185ZM188 89H193V88H188ZM205 89L202 88V90H205ZM77 90H78V89H77ZM82 90H83V89H82ZM97 90H98V89H97ZM97 90H96V91H97ZM102 90H103V88H102ZM102 90H101V91H102ZM105 90H106V89H105ZM111 90H112V89H111ZM128 90H129V89H128ZM130 90H132V88H131ZM136 90H137V89H136ZM140 90L142 91V89H140ZM152 90H150V93H152V92H151ZM155 90H156V89H155ZM155 90H154L153 92H155ZM166 90H167V89H166ZM180 90H181V89H180ZM202 90H201V91H202ZM78 91H79V90H78ZM109 91H110V90H109ZM115 91L117 92V90H113V92H115ZM162 91H163V90H162ZM168 91H169V90H168ZM188 91H189V90H188ZM206 91H202V92H206ZM97 92H100V90L97 91ZM104 92H105V91H104ZM104 92H103V94H104ZM126 92H127V90H126ZM147 92H148V91H147ZM163 92H164V91H163ZM181 92H182V91H181ZM212 92H213V93H212ZM106 93H108V92H106ZM136 93H137V92L135 91V94H136ZM138 93H139V90H138ZM182 93H183V92H182ZM225 93H226V92H225ZM79 94H80V93H79ZM86 94H87V93H86ZM94 94L96 95V93H94ZM127 94H129V93H127ZM183 94H184V93H183ZM202 94H203V93H202ZM104 95H105V94H104ZM104 95H103V96H104ZM152 95H153V93H152ZM155 95H156V92H155ZM204 95L206 96V94H204ZM210 95H209V97H210ZM78 96H79V95H78ZM88 96H89V95H88ZM172 96H173V95H172ZM205 96H203V97L200 96V97H201V98H204ZM224 96H225V95H224ZM224 96H222V97H224ZM89 97H91V95H90ZM182 97H183V96H182ZM187 97H189V96H187ZM206 97H208V94H207ZM225 97H226V96H225ZM225 97H224V101H225V99H226ZM227 97H228V96H227ZM233 97H234V96H233ZM233 97H231V98H233ZM92 98H93V97H92ZM94 98H95V96H94ZM96 98H97V97H96ZM217 98H218V97H217ZM229 98H230V96H229ZM76 99H77V98H76ZM204 99H207V100H208V98H204ZM77 100H80V97H79ZM81 100H82V101L84 100L83 97L81 98ZM95 100H96V99H95ZM95 100H94V101H95ZM185 100H186V99H185ZM185 100H184V101H185ZM230 100H231V99H230ZM85 101H86V100H85ZM90 101H91V99H90ZM182 101H183V100H182ZM190 101H191V100H190ZM190 101H188L189 104L191 103ZM205 101H206V100H205ZM205 101H202V103L205 102ZM80 102H81V101H80ZM149 102H150V101H149ZM186 102H187V101H186ZM207 102H208V101H207ZM87 103H89V102L87 101ZM99 103H100V101H99ZM99 103H98V104H99ZM150 103H153V102H150ZM150 103H149V104H150ZM158 103H159V102H158ZM174 103H175V102H174ZM181 103H184V102H181ZM79 104H80V103H79ZM96 104H97V103H96ZM100 104H101V103H100ZM166 104H167V103H166ZM194 104H196V103H194ZM203 104H204V103H203ZM77 105H78V104H77ZM88 105H89V104H88ZM88 105H87V106H88ZM146 105H147V104H146ZM146 105H145L143 108H145ZM159 105H160V107H161V104H159ZM159 105H157V103H156V107H157V106L159 107ZM168 105H169V104H168ZM172 105H173V104H172ZM172 105H171V106H172ZM148 106H149V105H148ZM148 106H147V107H148ZM166 106H167V105H166ZM186 106H188V105H186ZM80 107L83 108L82 105H81ZM90 107L92 108V106H90ZM168 107H169V106H168ZM176 107H177V106H176ZM136 108H137V107H136ZM136 108H135V109H136ZM148 108H149V107H148ZM83 109H84V108H83ZM88 109H89V108H88ZM135 109H134V110H135ZM145 109H146V108H145ZM163 109H164V110H163V113H164V111L167 112V111L165 110L166 108H163ZM185 109H186V107H184V110H185ZM89 110H90V109H89ZM138 110H139V109H138ZM154 110H156V108L152 110V113H153V114H154V112H153ZM204 110H205V109H204ZM135 111H136V110H135ZM142 111H144V110L142 109ZM147 111H148V110H147ZM148 112H149V111H148ZM150 112H151V110H150ZM171 112H173V111H171ZM200 112H201V111H200ZM204 112L207 114L206 110H205ZM144 113H145V111H144ZM152 113H151V114H152ZM147 114H148V113H147ZM172 114H173V113H172ZM232 114H233V113H232ZM232 114H231V115H232ZM136 115H138V119H139V117L141 116V113H140V114H136ZM156 115H157V114H156ZM156 115H155V116H156ZM161 115H162V114H161ZM170 115H171V114H170ZM191 115H192V114H191ZM132 116H133V115H132ZM144 116H145V115H144ZM148 116H149V115H148ZM204 116H205V114L203 113V117H204ZM114 117H115V116H114ZM135 117H137V116H135ZM131 118H132V117H131ZM140 118H142V117H140ZM128 119H129V118H128ZM134 119H135V118H132L133 122H134ZM145 119H146V118H145ZM145 119H143V120H145ZM168 119H169V118H168ZM101 120H102V119H101ZM139 120H142V119H139ZM139 120H138V121H139ZM146 120H148V119H146ZM150 120H151V119H150ZM123 121H124V120H123ZM129 121H130V120H129ZM177 121H178V120H177ZM103 122H104V121H103ZM146 122H147V121H146ZM150 122H151V121H150ZM125 123H126V122H125ZM128 123H129V122H128ZM151 123H152V122H151ZM171 123H172V122H171ZM115 124H116V123H115ZM119 124H120V122H119ZM133 124H134V123H133ZM145 124H147V123H145ZM178 124H179V123H178ZM178 124H177V125H178ZM107 125H108V124H107ZM134 125H135V124H134ZM141 125H142V128L145 126V125L143 126V123H142ZM150 125H151V124H150ZM156 125H158V124H156ZM163 125H164V124H163ZM171 125H173V124H171ZM171 125H170V127H171ZM175 125H176V124H175ZM175 125H174V126H175ZM177 125H176V126H177ZM103 126H104V124H103ZM115 126H117V125H115ZM115 126H114V128H115ZM132 126H133V125H132ZM136 126H138L139 129H140V126H139V125H136ZM136 126H135V127H136ZM147 126H148V125H147ZM154 126H155V124H154ZM164 126H165V125H164ZM108 127H109V126H108ZM110 127H111V126H110ZM119 127H120V126H119ZM119 127H118V129H119ZM128 127H129V126H128ZM130 127H131V126H130ZM133 127H134V126H133ZM133 127L130 128L132 131H130V130L128 129V130L130 131V133H131V132H134V131H135V133H136V130H139V129H137L138 127H136V130H133V129H134ZM149 127L151 128V126H148V130H149ZM166 127H168V126H166ZM177 127L179 128V126H177ZM177 127H175V133H176V130L178 129ZM184 127H185V125H184ZM184 127L182 126V128H184ZM114 128H112V129L109 128V130L111 129V131H112ZM145 128H146V126H145ZM172 128H173V127H172ZM182 128H181V130H182ZM103 129H105V128L103 127ZM125 129H127V128H125ZM162 129H163V128H162ZM168 129H169V128H168ZM170 129H171V128H170ZM173 129H174V128H173ZM192 129H193V128H192ZM100 130H101V129H100ZM105 130H106V129H105ZM105 130H104V131H105ZM107 130H108V129H107ZM109 130H108V131H109ZM115 130H117V128H116ZM115 130H113V133H114V134L117 132V131H115ZM181 130H178V131L180 132ZM237 130H238V129H237ZM108 131L106 132L107 134H108ZM126 131H127V130H126ZM141 131H142V130H141ZM141 131H137V132H139V134H140ZM150 131H151V130H150ZM172 131H173V130H172ZM178 131H177V132H178ZM189 131H190V130L188 129L187 132L189 133ZM109 132H110V131H109ZM119 132H120V129H119ZM179 132H178V133H179ZM187 132H186V133H187ZM191 132H192V131H191ZM110 133H111V132H110ZM110 133H109L108 135H110ZM124 133H125V131H124ZM135 133H134V134H135ZM175 133H174V134H175ZM183 133H184V132H183ZM107 134H106V137H107ZM114 134H113V135H114ZM193 134H194V133H193ZM193 134H192V136H193ZM99 135H100V134H99ZM101 135H102V134H101ZM111 135H112V134H111ZM113 135H112V136H113ZM117 135H118V134H117ZM131 135H133V134H131ZM131 135H129V137H130ZM179 135H180V134H179ZM185 135H186V134H184V136H182V137H185ZM194 135H196V133H195ZM96 136H97V135H96ZM126 136H127V135H126ZM134 136H135V135H134ZM140 136H141V135H140ZM174 136H175V137H174ZM174 136H173V138H175V139H174L175 142H174V140L172 139V140H173V141L171 140V141H172V144H173V142H174V144L176 143V140H177L176 136L178 137V134H176V135H174ZM186 136L189 137V136H190V133H189V135H186ZM101 137H102V136H101ZM101 137H100V138H101ZM104 137H105V136H104ZM106 137H105V139H106ZM108 137H109V140H108V142H106V143H108V144L110 143L111 146L108 145V144H106V145L103 144V145L106 146L107 148H108V146L112 147V144H111L110 139H111V138H112L113 140L115 139L114 136H113V137L108 136ZM110 137H111V138H110ZM119 137H120V136H119ZM180 137H181V136H180ZM188 137H187V138H188ZM97 138H98V137H97ZM127 138H128V137H127ZM168 138H169V137H168ZM189 138L191 139L192 137H189ZM193 138H194V137H193ZM238 138H239V137H238ZM101 139H103V138H101ZM112 139H111V140H112ZM123 139H125V138L123 137ZM136 139H137V136H136ZM136 139H135V137L133 138V140H136ZM139 139H140V137H138V140H139ZM143 139H144V138H143ZM182 139H183V138H182ZM182 139L180 140L181 143H183ZM194 139H195V138H194ZM185 140H186V138H185ZM185 140H184V141H185ZM260 140H261V139H260ZM262 140H263V139H262ZM95 141H96V140H95ZM95 141H94V142H95ZM100 141H102V140H100ZM105 141H107V139L104 140V143H105ZM109 141H110V142H109ZM130 141H131V138H130ZM171 141H170V144H171ZM193 141H194V140H193ZM256 141H259V140H256ZM98 142H99V141H98ZM117 142H118V141H117ZM122 142H123V141H122ZM134 142H135V141H133L132 143H134ZM136 142H138V141H136ZM139 142H140V141H139ZM177 142H178V141H177ZM194 142H196V141H194ZM194 142L191 143V144H195ZM259 142H262V141H259ZM259 142H258L257 144H259ZM100 143H101V142H100ZM102 143H103V141H102ZM115 143H116V140H115ZM118 143H121V142L119 141ZM128 143H129V144H128ZM178 143H179V142H178ZM186 143H187V142H186ZM188 143H189V142H188ZM236 143H237V142H236ZM262 143H263V142H262ZM121 144H122V143H121ZM125 144H126V143H124V145L122 144V146L125 147ZM127 144H128L127 146L129 147V146H130V142L127 141ZM179 144H180V143H179ZM179 144H178V145H179ZM257 144H254V145H256V147H257ZM101 145H102V144H101ZM115 145H116V144H115ZM118 145H119V144H118ZM197 145H198V144H197ZM235 145H236V144H235ZM254 145H253V146H254ZM90 146H91V145H90ZM90 146H89V147H90ZM97 146H99V145H97ZM116 146H117V145H116ZM120 146H121V145H120ZM127 146H126V147H127ZM171 146H172V145H171ZM175 146H176V145H175ZM175 146H174V147H175ZM181 146H183V144L179 146V147H180V148H179L180 150L182 149ZM186 146H187V145H186ZM199 146H200V145H199ZM236 146H237V145H236ZM95 147H96V146H95ZM106 147H105V148H106ZM113 147H114V150H115V149H118V147H117V148H115V146H113ZM113 147H112V148H113ZM126 147H125V148H126ZM177 147H178V146H177ZM177 147H175L174 149H176ZM192 147H193V146H192ZM256 147H255V148H256ZM96 148H97V147H96ZM98 148H99V147H98ZM100 148H102V146H100ZM100 148H99V149H100ZM105 148H102V149H104V151H105ZM107 148H106V149H107ZM120 148H121V147H120ZM183 148H185V146H183ZM196 148H197V147H196ZM257 148H259V147H257ZM88 149H89V148H88ZM99 149H98V150H99ZM102 149H101V150H102ZM127 149H128V148H127ZM172 149H173V147H172ZM172 149H171V150H172ZM179 149H178V151L180 152ZM197 149H198V148H197ZM253 149H254V147H253ZM259 149H260V148H259ZM96 150H97V149H96ZM98 150H97V151H98ZM119 150L121 151V149H118V150H117V151H118V155H117L118 157L120 156V155H119ZM123 150H124V149H123ZM182 150H183V149H182ZM93 151H94V150H93ZM93 151L91 152V150H90L89 153H92V155H95L97 151H96V152L94 151L95 153H93ZM104 151H102V152H104ZM106 151H109V150L107 149ZM111 151H113V150L110 149V152H111ZM117 151H116V152H117ZM125 151H126V149H125ZM125 151H123L124 154H122V155H125ZM127 151L129 152V149H128ZM127 151H126V152H127ZM175 151H176V153L178 152L177 150H175ZM175 151H174V153H175ZM193 151H194V150H193ZM252 151H254V150H252ZM32 152H33V150H32ZM100 152H101V151H100ZM102 152H101V154H102ZM114 152H115V151H114ZM131 152H132V150H131ZM131 152H130V153H131ZM237 152H238V151H237ZM255 152H256V151H255ZM34 153H35V151H34ZM104 153H105V152H104ZM104 153H103V154H104ZM130 153H127L126 155L128 156V154H130ZM170 153L172 154L173 152L170 151ZM174 153L172 154V156L175 158V161H176L177 158H178V155H179L180 153H177V157H175L176 153H175V155H174ZM194 153H195V152H194ZM194 153H193V154H194ZM108 154H109V153H108ZM108 154L105 156V158H108V156H109ZM112 154H113V153H111V155H112ZM115 154H116V153H115ZM120 154H121V152H120ZM133 154H134V153H133ZM193 154H192V155H193ZM126 155H125V156H121V157H125V158H126V157H127ZM182 155H183V154H182ZM182 155L180 154V157H179V158H181ZM192 155H191V156H192ZM194 155H195V154H194ZM194 155H193V157H194ZM86 156H87V159H88L89 156H88V155H86ZM99 156H100V155H99ZM99 156H97L96 159H98ZM114 156H116V155H114ZM135 156H136V154H135ZM135 156H134V157H135ZM157 156H158V155H157ZM167 156H168V155H167ZM167 156H166V157H167ZM169 156H170V155H169ZM172 156H171V157H172ZM255 156H256V155H255ZM84 157H85V156H84ZM92 157H93V156H92ZM92 157H91V158H92ZM103 157H104V156H103ZM103 157H100L99 161H98V160H96V161L101 162L100 160H101V158H103ZM128 157H130V156H128ZM131 157H133V156H131ZM134 157H133V158H134ZM136 157H137V156H136ZM139 157H140V156H139ZM166 157L164 158V156H163V161H164V159L166 160ZM193 157H191V158L188 157V158H189L188 160L193 161V159H194ZM258 157H259V155H258ZM89 158H90V157H89ZM109 158H110V157H109ZM109 158H108V159H109ZM112 158H113V156H112ZM125 158H124V160L126 161ZM133 158H131V159H133ZM179 158H178V159H179ZM255 158H256V157H255ZM83 159H84V158H83ZM108 159H106L105 161H107ZM113 159H114V161H115L117 158L115 157V158H113ZM118 159H119V158H118ZM121 159H122V158H121ZM136 159H137V158H136ZM136 159H135V162H136ZM138 159H140V158H138ZM170 159H171V158H170ZM170 159H169V157H168V164H170V165L172 164V165H171V166H170V165H169V166L166 165V166H168V168H169V167L173 168L174 166H177V165H174L173 163H171L172 161L170 162V161H169ZM183 159H185V158H183ZM186 159H187V157H186ZM248 159H249V158H248ZM248 159H247V160H248ZM256 159H257V158H256ZM56 160H57V159H56ZM103 160H104V159H103ZM119 160H120V159H119ZM194 160H195V159H194ZM34 161H35V160H34ZM83 161H84V160H83ZM89 161H92V160H89ZM109 161H110V160H109ZM109 161L107 162L108 164H109ZM125 161H123V162L125 163ZM127 161H128V160H127ZM129 161H130V160H129ZM133 161H134V160H133ZM138 161H139V160H138ZM144 161H145V160H144ZM144 161L142 162L143 164L141 163L142 165H144ZM191 161H190V162H191ZM131 162H132V161H130L129 163H131ZM153 162H154V160L152 161V163H153ZM166 162H167V161H166ZM179 162H180V161H179ZM183 162H184V161H183ZM183 162H182V163H183ZM216 162H217V161H216ZM261 162H262V161H261ZM88 163H89V162H88ZM126 163H127V162H126ZM126 163H125V165H126ZM152 163H151V164H152ZM156 163H157V162H156ZM156 163H155V165H156ZM158 163H159V162H158ZM174 163H175V162H174ZM182 163H181V164H182ZM220 163H221V162H220ZM245 163H246V162H245ZM38 164H39V163H38ZM99 164H100V163H99ZM99 164H98V165H99ZM138 164H139V163H138ZM141 164H140V165H141ZM164 164H165V163H164ZM166 164H167V163H166ZM177 164H178V166H182L181 164L179 165L178 161H177ZM191 164H192V163H191ZM94 165L97 166V164H95V163H94ZM105 165H106V164H105ZM116 165H117V164H116ZM142 165H141V166H142ZM160 165H161V164H160ZM162 165H163V162H162ZM245 165H246V164H245ZM101 166H102V167H100V166H99V167L104 169V165L102 164ZM107 166H108V165H107ZM110 166H111V165H110ZM121 166H122V165H121ZM138 166H139V165H138ZM138 166H137V167H138ZM146 166H148V165H146V162H145V167H146ZM225 166H226V165H225ZM31 167H32V165H31ZM34 167H35V166H34ZM39 167H40V166H39ZM111 167H112V166H111ZM148 167H149V166H148ZM150 167H154L153 164H152ZM157 167H158V166H157ZM194 167H195V166H194ZM203 167H204V165L201 166V168H203ZM226 167H227V166H226ZM245 167H246V166H245ZM245 167H244V169H245ZM130 168H131V167H130ZM132 168H133V167H132ZM138 168H139V167H138ZM174 168H177V167H174ZM227 168H228V167H227ZM251 168H252V167H251ZM254 168H255V167H254ZM150 169H151V168H150ZM150 169L147 170V171L149 172ZM157 169H158V168H156V171H157ZM159 169H160V168H159ZM162 169H163V168H162ZM199 169H200V168H199ZM208 169H209V168H208ZM220 169H222V168H220ZM141 170H144V168L140 167V170H139V171H141ZM164 170H165V169H164ZM175 170H176V169H175ZM195 170H196V168H195ZM197 170H198V168H197ZM30 171H32V170H30ZM107 171H108V170H107ZM116 171H117V170H116ZM156 171H155V172H156ZM172 171H173V170L170 169V174H169V173H167V172H169V170H168V171L165 170V172H166L167 174H169V175L167 176V174L165 173L166 176H167L168 178H169V176H171L172 174H174ZM182 171H183V170H182ZM182 171H181V172H177V173L180 174V175L178 174L179 177L181 176ZM209 171H210V170H209ZM211 171H212V170H211ZM233 171H234V170H233ZM109 172H110V170H109ZM141 172H142V171H141ZM143 172H144V171H143ZM175 172H176V171H175ZM201 172H202V171H201ZM219 172H220V171H219ZM241 172H242V171H241ZM253 172H254V171H253ZM34 173H35V172H34ZM145 173H146V172H145ZM151 173H152V172L150 171V176L152 175ZM156 173H157V172H156ZM159 173H160V172H159ZM159 173H158V174H159ZM161 173H162V172H161ZM161 173H160V174H161ZM171 173H172V174H171ZM198 173H199V172H198ZM215 173H218V172H215ZM223 173H224V172H223ZM261 173H262V172H261ZM110 174H111V173H110ZM154 174H155V173H154ZM158 174H157V175H158ZM163 174H164V173L161 174V175H162V178H163V179L167 178V177L164 178ZM165 174H164V175H165ZM185 174H186V173H185ZM236 174H237V173H236ZM80 175H81V174H80ZM175 175H177V174L175 173ZM175 175H172V176H173L172 178H177ZM182 175H183V174H182ZM253 175H254V173H253ZM82 176H83V175H82ZM148 176H149V175H148ZM154 176H155V175H154ZM174 176H175V177H174ZM220 176L222 177L223 175H220ZM238 176H239V175H238ZM159 177H160V175H159ZM159 177H158V178H159ZM179 177H178V178H179ZM208 177L210 178L211 176L208 175ZM213 177H214V176H213ZM218 177H219V176H218ZM85 178H86V177H85ZM85 178H84V179H85ZM158 178L156 177V179H158ZM178 178H177V179H178ZM182 179H184V178H182ZM206 179H207V178H206ZM210 179H211V178H210ZM216 179H219V178H216ZM222 179H223V178H222ZM114 180H115V179H114ZM161 180H162V179H161ZM165 180H166V179H165ZM171 180H172V179H171ZM207 180H208V179H207ZM207 180H206V181H207ZM212 180H213V179H212ZM231 180H232V179H231ZM263 180H264V179H263ZM156 181H157V180H156ZM163 181H164V180H163ZM177 181H178V180H177ZM227 181H228V180H227ZM257 181H258V180H257ZM104 182H105V181H104ZM179 182H180V181H179ZM179 182H178V184H180ZM182 182H183V181H182ZM230 182H231V181H230ZM251 182H252V181H251ZM253 182H254V181H253ZM261 182H262V181H261ZM261 182H260V184H261ZM93 183H94V182H93ZM101 183H102V182H101ZM106 183H107V182H106ZM165 183H167V182H165ZM85 184H86V183H85ZM112 184H113V183H112ZM149 184H150V183H149ZM176 184H177V183H176ZM234 184H235V182H234ZM90 185H91V184H90ZM93 185H94V184H93ZM93 185H92V186H93ZM100 185H101V184H100ZM102 185H103V184H102ZM106 185H107V184H106ZM221 185H222V184H221ZM223 185H224V184H223ZM230 185H231V184H230ZM242 185H243V184H242ZM257 185H258V184H257ZM261 185H262V184H261ZM166 186H168V185H166ZM174 186H175V185H174ZM180 186H181V185H180ZM244 186H245V185H244ZM87 187H88V186H87ZM99 187H100V186H99ZM229 187H230V186H229ZM242 187H243V186H242ZM246 187H247V186H246ZM257 187H258V186H257ZM257 187H256V188H257ZM259 187H260V186H259ZM97 188H98V187H97ZM217 188H218V187H217ZM232 188H233V187H232ZM250 188H251V187H250ZM256 188H255V190H256ZM91 189H92V188H91ZM91 189H89V190H91ZM93 189H94V188H93ZM93 189L91 190V192L93 191ZM242 189H245V188L243 187ZM257 189H258V188H257ZM85 190H86V189H85ZM108 190H109V189H108ZM175 190H176V189H175ZM178 190H179V189H178ZM213 190H214V189H213ZM97 191H98V190H97ZM97 191H96V192H97ZM248 191H249V189H248ZM248 191H247V192H248ZM62 192H63V191H62ZM88 192H90V191H87V193H88ZM91 192H90V193H91ZM96 192H92V193L95 194ZM241 192H242V191H241ZM245 192H246V191H245ZM85 193H86V192H85ZM87 193H86V194H87ZM90 193H89V194H90ZM231 193H232V192H231ZM236 193H237V192H236ZM248 193H249V192H248ZM77 194H78V193H77ZM80 194H82V193L80 192ZM83 194H84V192H83ZM83 194H82V195H83ZM182 194H183V193H182ZM229 194H230V193H229ZM232 194H233V193H232ZM238 194H239V193H238ZM253 194H254V193H253ZM96 195H97V194H96ZM104 195H106V194H104ZM230 195H231V194H230ZM234 195H235V194H234ZM80 196H81V195H80ZM83 196H85V194H84ZM89 196H90V195H89ZM91 196H92V194H91ZM98 196H100V199H101V195H98ZM231 196H232V195H231ZM239 196H240V195H239ZM241 196H242V194H241ZM248 196H250V194H249ZM236 197H237V196H236ZM78 198L80 199V197H78ZM82 198H84V197H82ZM87 198H88V196H87ZM94 198H95V195H94ZM98 198H99V197H98ZM102 198H104V197H102ZM145 198H146V197H145ZM147 198H148V197H147ZM89 199H90V198H89ZM95 199H97V197H96ZM54 200H56V199H54ZM113 200H114V199H113ZM128 200H129V199H128ZM145 200H146V199H145ZM79 201H81V200H79ZM82 201H83V200H82ZM82 201H81V202H82ZM91 201H93V199H91ZM94 202H95V200H94ZM101 202H106V200H105V201H102V199H101ZM113 202L115 203V201H113ZM55 203H56V202H55ZM74 203H75V202H74ZM82 203H85V202H82ZM82 203H80L81 206L83 205ZM91 203H93V202H91ZM252 203H253V202H252ZM50 204H51V203H50ZM58 204H59V203H58ZM99 204L102 205L100 202H99ZM106 204H107V203H106ZM106 204L104 203L103 205L105 206ZM66 205H67V204H66ZM85 205H86V204H85ZM87 205H89V204H87ZM100 205H99V206H100ZM103 205H102V206H103ZM107 205H109V204H107ZM165 205H166V204H165ZM81 206H80V207H81ZM104 206H103V207H104ZM89 207H90V206H89ZM91 207H92V205H91ZM95 207H98V204H97V206H96V202H95L94 207H92L93 210H94ZM100 207H101V206H100ZM46 208H47V207H46ZM65 208H66V207H65ZM81 208H82V207H81ZM83 208L86 209L85 206H84ZM83 208H82L81 210H83ZM87 208H88V207H87ZM189 208H190V207H189ZM75 209H76V208H75ZM103 209H104V208H103ZM233 209H234V208H233ZM236 209H237V208H236ZM86 210H87V209H86ZM86 210H85V211H86ZM97 210H98V209H97ZM190 210H191V208H190ZM238 210H240V208H239ZM242 210H243V209H242ZM88 211H89V210H88ZM230 211H232V210H230ZM234 211H235V210H234ZM81 212H83V211H81ZM89 212H91V211H89ZM191 212H193V210H192ZM239 212H240V211H239ZM86 213H87V212H86ZM183 213H184V212H183ZM194 213H195V212H194ZM236 213H237V211H236ZM58 214H59V213H58ZM80 214H81V213H80ZM81 215H82V214H81ZM107 215H108V213H107ZM109 215H110V214H109ZM240 215H241V214H240ZM240 215H239V216H240ZM58 216H59V215H58ZM112 216H113V215H112ZM164 216H165V215H164ZM234 216H235V214H234ZM241 216L243 217V215H241ZM60 217H62V216H60ZM184 217H185V216H184ZM244 217H245V216H244ZM77 219H78V218H77ZM112 219H113V218H112ZM184 219H185V221H183L182 223H185V225H189V224H190L189 226H191V225L194 224V221H195V220H194L192 214H190L189 217H186V218H184ZM195 219H196V218H195ZM242 219H243V218H242ZM84 220H85V219H84ZM198 221H199V220H198ZM15 222H16V221H15ZM15 222H14V223H15ZM174 222H175V221H174ZM196 223H197V222H196ZM7 224H8V223H7ZM180 224H181V223H180ZM5 225H6V224H5ZM5 225H4V226H5ZM9 225H10V223H9ZM82 225H83V224H82ZM175 225H176V224H175ZM181 225H183V224H181ZM183 226H184V225H183ZM5 227H8V226H5ZM5 227H4V228H5ZM174 227H175V226H174ZM174 227H173V228H174ZM177 227H178V226H177ZM179 227H180V226H179ZM184 227H185V226H184ZM11 228H12V227H11ZM175 228H176V227H175ZM185 228H186V227H185ZM178 229H179V228H178ZM174 230H175V229H174ZM185 230L187 231V228H186ZM186 231H185V232H186ZM90 232H91V231H90ZM176 232L179 233L177 229H176ZM180 232H182V233L184 232V231L182 230V227H181V231H180ZM182 233H180V238H181L182 236L185 235L184 233H183L184 235H183ZM77 234H78V233H77ZM80 234H81V233H80ZM181 234H182V235H181ZM94 235H95V234H94ZM96 235H97V234H96ZM175 235H176V234H175ZM242 235H244V233H243ZM168 236H169V235H168ZM245 236H247V235H245ZM156 237H157V236H156ZM186 237H187V236H186ZM251 237H253V236H251ZM89 238H90V236H89ZM197 238H198V237H197ZM243 238H244V236H243ZM243 238H242V239H243ZM248 238H249V237H248ZM258 238H259V237H258ZM155 239H156V238H155ZM168 239H169V237H168ZM175 239H176V238H175ZM184 239H185V238H184ZM186 239H187V238H186ZM200 239H201V238H200ZM198 240H199V239H198ZM235 240H236V239H235ZM235 240H234V241H235ZM246 240H247V238H246ZM246 240H243V241L245 242ZM250 240H252V239L250 238L249 241H250ZM253 240H254V238H253ZM258 240H259V239H258ZM256 241H257V240H256ZM185 242H188V241L186 240ZM226 242H227V241H226ZM235 242H236V241H235ZM237 242H238V241H237ZM253 242H255V240H254ZM253 242H252V243H253ZM259 242H260V241H259ZM171 243H172V242H171ZM171 243H170V244H171ZM238 243H239V242H238ZM249 243H250V242H249ZM249 243H247V244L249 245ZM252 243H250V244L253 246ZM78 244H79V242H78ZM178 244H179V242H178ZM180 244H182V243L180 242ZM180 244H179V245H180ZM183 244H184V243H183ZM240 244H242V243H240ZM254 244H255V243H254ZM165 245H166V244H165ZM179 245H178V246H179ZM248 245H247V246H248ZM255 245L257 246V244H255ZM171 246H172V244H171ZM249 246H250V245H249ZM249 246H248V247H249ZM260 246H261V245H260ZM260 246H259V247H260ZM159 247H160V246H159ZM186 247H187V246H186ZM243 247H246V246L243 245ZM243 247H242V248H243ZM253 247H254V246H253ZM253 247L250 246V248H252V249H253ZM189 248H190V247H189ZM250 248H248V250H250ZM164 249H165V248H164ZM184 249H186V248H183V250H184ZM190 249H191V248H190ZM252 249L250 250V252H252ZM167 250H168V249H167ZM242 250H246V249H242ZM184 252H185V251H184ZM202 252H203V251H202ZM243 252H244V251H243ZM202 254H203V253H202ZM205 254H206V253H205ZM246 254H247V253H246ZM30 261H31V260H30ZM27 263H28V262H27ZM119 264H120V263H119Z\"/></svg>",
  "mask_w": 264,
  "mask_h": 264
}]
</instances>
